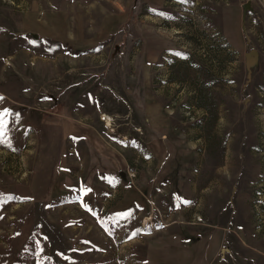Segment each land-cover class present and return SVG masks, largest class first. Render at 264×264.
I'll return each mask as SVG.
<instances>
[{
  "label": "rangeland",
  "instance_id": "374dc122",
  "mask_svg": "<svg viewBox=\"0 0 264 264\" xmlns=\"http://www.w3.org/2000/svg\"><path fill=\"white\" fill-rule=\"evenodd\" d=\"M0 97V264H264V0H0Z\"/></svg>",
  "mask_w": 264,
  "mask_h": 264
},
{
  "label": "water",
  "instance_id": "95a60500",
  "mask_svg": "<svg viewBox=\"0 0 264 264\" xmlns=\"http://www.w3.org/2000/svg\"><path fill=\"white\" fill-rule=\"evenodd\" d=\"M247 7V3H243V5H242V11L245 9ZM115 48H114V51L116 50V45L114 46ZM255 53V49H251L250 51H246L245 53H244V58H245V63L246 64H248V60H249V57H250V55L251 54H254Z\"/></svg>",
  "mask_w": 264,
  "mask_h": 264
},
{
  "label": "snow or ice",
  "instance_id": "6c2138e0",
  "mask_svg": "<svg viewBox=\"0 0 264 264\" xmlns=\"http://www.w3.org/2000/svg\"><path fill=\"white\" fill-rule=\"evenodd\" d=\"M0 99H2V97H0ZM3 126H4V121L2 119H0V129H2ZM2 135H3V133L0 132V136H2ZM127 215H131V213H128Z\"/></svg>",
  "mask_w": 264,
  "mask_h": 264
},
{
  "label": "bare ground",
  "instance_id": "6f19581e",
  "mask_svg": "<svg viewBox=\"0 0 264 264\" xmlns=\"http://www.w3.org/2000/svg\"><path fill=\"white\" fill-rule=\"evenodd\" d=\"M102 116H103V118H105V122L107 121V123L111 120L110 116H108V115H102ZM110 122H112V121H110Z\"/></svg>",
  "mask_w": 264,
  "mask_h": 264
}]
</instances>
